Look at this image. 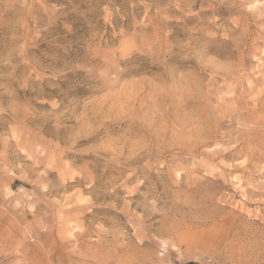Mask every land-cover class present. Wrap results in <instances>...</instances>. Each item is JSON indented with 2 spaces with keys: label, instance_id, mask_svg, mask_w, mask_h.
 <instances>
[{
  "label": "rangeland",
  "instance_id": "obj_1",
  "mask_svg": "<svg viewBox=\"0 0 264 264\" xmlns=\"http://www.w3.org/2000/svg\"><path fill=\"white\" fill-rule=\"evenodd\" d=\"M264 264V0H0V264Z\"/></svg>",
  "mask_w": 264,
  "mask_h": 264
},
{
  "label": "trees",
  "instance_id": "obj_2",
  "mask_svg": "<svg viewBox=\"0 0 264 264\" xmlns=\"http://www.w3.org/2000/svg\"><path fill=\"white\" fill-rule=\"evenodd\" d=\"M190 264V263H189Z\"/></svg>",
  "mask_w": 264,
  "mask_h": 264
}]
</instances>
